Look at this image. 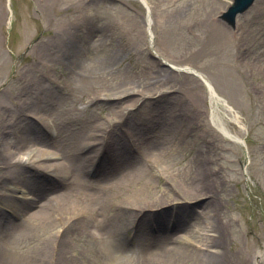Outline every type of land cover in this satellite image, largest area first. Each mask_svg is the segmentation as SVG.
Wrapping results in <instances>:
<instances>
[{"label": "rangeland", "instance_id": "rangeland-1", "mask_svg": "<svg viewBox=\"0 0 264 264\" xmlns=\"http://www.w3.org/2000/svg\"><path fill=\"white\" fill-rule=\"evenodd\" d=\"M45 1L0 0V137L10 143L9 149L23 150L18 158L25 161V147H13L22 146L18 141L24 135L29 144L37 143L40 152H51L56 161L72 162V157L81 154L72 128L78 130L90 116L103 119L107 113V106L92 100L96 92L128 86L143 97L122 118L128 121L124 136L130 143L147 137L152 151L156 149L154 139L164 138L170 151L161 160L172 155V161H168L167 173L148 179L151 183L144 192L145 183L129 181L125 185L129 195L147 196L146 204L121 201L123 196L117 200V193L112 192L77 215L59 210L79 190L71 171L60 179L40 161L23 163L24 170L2 171L0 237L61 242L47 254L57 261L71 252L72 262L67 264H176L178 252V258L199 253L200 264H212L217 256L223 264H264V70L260 67L264 65V0H253L233 21L225 13L235 0H123L118 8L100 0L77 22L81 32L100 36L105 48L118 52L120 70L126 69V75L72 77L66 60L48 57L49 68L37 69L41 86H47L39 92L30 89L29 71L37 47L60 28L72 26V0H49L48 5ZM185 3L188 7L181 19L165 21L168 12ZM148 11L152 44L142 24L139 27L135 21L136 15ZM213 19L225 22L226 31L213 24ZM171 64L200 71L236 111L242 129L227 122L221 112L214 114L213 122L201 81L171 71ZM144 85H152L153 90L143 92ZM180 94L186 102L178 107L176 100L170 105ZM48 104L53 105V120L48 124H58V129L44 126L45 136L42 125L26 128L25 122L44 119L38 110ZM170 112L177 113L178 120ZM23 116L27 118L23 120ZM218 122L226 123L244 146L223 136L216 128ZM43 139L46 143H39ZM122 144L119 150L125 147ZM136 156L126 157L118 169L100 176L117 172L119 181L126 182L132 166H139L141 155ZM9 161L2 155L0 168ZM108 162L106 157L104 165ZM95 171L89 172L90 181L95 179ZM33 173L40 183L35 187L31 185ZM191 185L203 192L187 194ZM93 187L86 186L81 192L89 194ZM40 203L43 210L51 208L49 216L22 225L19 218L26 219L27 212ZM117 220L121 241L112 239ZM119 242L130 261L116 263L113 258L112 248Z\"/></svg>", "mask_w": 264, "mask_h": 264}, {"label": "bare ground", "instance_id": "bare-ground-1", "mask_svg": "<svg viewBox=\"0 0 264 264\" xmlns=\"http://www.w3.org/2000/svg\"><path fill=\"white\" fill-rule=\"evenodd\" d=\"M113 3L114 7L123 6V0H103ZM140 2H144L145 0H138ZM100 0H72V26H64L63 29L56 31L46 43H40L41 46L37 47V56L35 60L31 63L30 73L32 74V79L30 83V89H37L39 92H43L47 89V86H41L42 76L38 73V68H49V59L52 60L53 57H59L63 60H66L68 66H70L69 72L72 74V77L75 76H109V75H126V69L123 68L121 71V67L118 62V52L110 51L105 48L102 44V38L100 36H94L92 34L87 35L81 32L82 27L79 25L77 20L83 16H80L84 13V11L96 4L101 3ZM233 2V0H232ZM231 2V4H232ZM51 1L46 0L45 4H50ZM135 6L138 5L135 3ZM188 7V3L177 8L176 10H172L168 12L164 19L167 22H174L181 19L186 12ZM78 14V15H77ZM76 18V21L73 20ZM150 13L146 12V15H136L135 21L140 27L142 24L144 35L148 38L149 42L152 44L153 33L150 29ZM221 19V18H220ZM213 24H219L226 31V23H220L218 19L215 21L213 19ZM70 24V23H68ZM67 25V24H62ZM61 25V26H62ZM220 33V30H219ZM96 37V38H94ZM91 38V41L90 39ZM45 54V55H44ZM159 62L157 61L156 64ZM262 70H264V65L260 66ZM150 68V67H149ZM171 71L174 72H182L186 74H190L197 79H199L202 83L200 87H204L207 91V97L209 100L213 122H216V118H214V114H218L221 112L225 117L227 122H232L235 125L239 126L242 129L241 123L238 118V114L233 109V107L228 103V101L218 94V91L215 89L212 82H210L200 71L194 69L192 67L186 65H175L171 64L169 66ZM150 70V69H149ZM171 71L169 72L168 78L172 75ZM125 72V73H124ZM49 85H52V80H47ZM196 88V87H195ZM143 92L145 90H153L152 85H144L142 87ZM33 92V91H32ZM143 97L136 96L133 94V91L128 86H117L115 89L111 91L100 90L96 92V95L92 100L94 102H98L107 106V113L104 115V118L98 119L90 116L85 120V122L79 126L78 130L72 128V134L75 136V146L79 148L81 154L77 157V154L72 157V162H60L56 161L55 157L51 152H40L41 149L37 145V143L31 142L30 144L27 141V138L22 136V140L18 141L22 146H16L13 144V147H25L26 151L24 155H26L25 161L18 158V155L23 150H10V143H8L3 136L0 137V157L3 155L5 158L10 159L11 161L5 163V167L0 168V174L4 171L12 170H24L21 169L23 163L29 162L31 164L37 163L40 161L43 165V168L50 169L48 171L56 174L60 179L63 176H67V172H72V176L77 178L75 180V185H77V190L75 195H72L74 200H71V203L66 200V204L64 207L60 208L61 212L67 211V213H73L74 215L80 214L84 211L89 210V208L95 204L94 200L97 202L102 201L108 195H111L112 192H116L117 200L122 196L121 201L132 200L136 204V206H141V204H146L144 202L147 196L140 194H128L125 190V185L131 182L134 184L137 182L144 184V188L141 190L144 192V189L151 183L148 181L150 177H154L155 175L160 176L162 173H167L168 169L166 168L168 161L172 158V155L165 161L161 160V157L167 155L170 151L168 142L164 140V138H156L154 141L156 142V146L153 151L151 150V146L148 143L147 137H139L136 142L128 140L126 136H124V129L128 123L127 118L122 119ZM161 97L160 95L158 98ZM35 96L32 97V99ZM146 99V98H145ZM155 100V99H154ZM177 100V101H176ZM176 101L177 106H181L186 102V98L183 97V94H180L177 99L171 104H174ZM42 102H40L41 104ZM38 104V103H37ZM204 104V99H203ZM28 108V107H25ZM53 105L48 104L47 107L41 106L38 110L44 116V119H38L35 117V121H27L25 122L26 128H42L43 133L47 130L44 126H48L49 128L56 127L58 129V124L49 125L48 121L51 120V110ZM171 113V112H170ZM174 114H177L174 112ZM173 112L171 115L175 117ZM179 115L175 117L174 120H178ZM26 116H23V120L26 119ZM42 125V126H41ZM73 126V125H72ZM216 128L225 136L227 139L233 142H239L241 138L237 135L233 134L229 131L226 126V123L218 122L216 124ZM45 130V131H44ZM26 131V129H25ZM243 131V130H242ZM53 131L51 132V134ZM22 141V142H21ZM39 143H46L43 139ZM123 143L125 147L119 150L117 147ZM241 144V143H240ZM135 149V150H134ZM139 150V151H138ZM14 151V152H13ZM139 152V153H138ZM14 153V154H11ZM126 157L130 160L132 155L136 156V153L141 155V159H139V166L135 167L133 165L131 170H129L127 174L126 182L119 181V173H112L110 176L102 174L103 172H107L110 170L118 169L121 164L126 162ZM106 157L109 158V162L107 166L104 165L106 161ZM137 159L139 156H136ZM15 158V159H14ZM123 159V160H122ZM172 161V160H171ZM52 162V163H50ZM22 163V164H21ZM47 163L48 166L46 167ZM18 164V165H17ZM156 165H159V170L156 168ZM6 168V170H5ZM35 168H40L39 165ZM96 170V174L99 175L95 177L94 180H89V172L92 170ZM3 171V172H2ZM94 174V172H93ZM123 174V173H122ZM121 174V175H122ZM3 175V174H1ZM32 177L31 185L33 187L36 186L38 176L36 174L30 175ZM147 177V180H146ZM0 180H5L4 177H0ZM37 184H40L37 182ZM89 185L94 186L93 191L89 194L82 191L83 188ZM105 186V187H104ZM194 188V189H192ZM203 192L202 189L197 188V186H190L187 194L189 195H200ZM147 194V193H146ZM114 198V196H112ZM118 203V202H116ZM131 206V204H128ZM43 205L41 203L39 205H35V210L31 212H27L26 219L21 220V224L25 226H29L32 222L42 221L49 216V212L51 208L42 209ZM120 207L118 204H115V207ZM39 207V208H38ZM119 209V208H117ZM128 209H130L128 207ZM143 217H139L140 222H142ZM42 219V220H41ZM25 221V222H24ZM202 234L201 232H199ZM109 237V235H107ZM112 239H117L121 241L120 236V222L117 220L115 224V231L113 233ZM199 243V242H198ZM61 244V242H52L43 240V241H35V240H23V239H10L0 237V264H67L72 262V254L71 252H66L61 259L57 261L51 260V255H48V249L53 245ZM122 242H119L118 246H114L112 248L113 258L116 263L120 262H128L131 259H128L123 255ZM197 244V243H196ZM200 244V243H199ZM184 252V250H182ZM180 253H176V264H181L182 261H190L191 264H200L202 261V256L199 253H194L195 257H189L188 255L183 258H178ZM200 256V258H199ZM212 257L210 260L212 261ZM212 264H223V261L217 256L212 261Z\"/></svg>", "mask_w": 264, "mask_h": 264}, {"label": "water", "instance_id": "water-1", "mask_svg": "<svg viewBox=\"0 0 264 264\" xmlns=\"http://www.w3.org/2000/svg\"><path fill=\"white\" fill-rule=\"evenodd\" d=\"M253 0H235L234 4L225 13V17L232 21L235 15L247 8Z\"/></svg>", "mask_w": 264, "mask_h": 264}]
</instances>
